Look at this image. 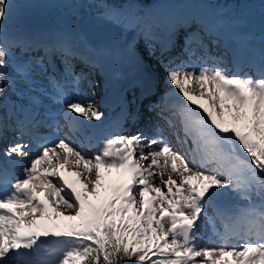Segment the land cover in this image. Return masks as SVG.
Returning a JSON list of instances; mask_svg holds the SVG:
<instances>
[{
    "label": "snow or ice",
    "instance_id": "snow-or-ice-1",
    "mask_svg": "<svg viewBox=\"0 0 264 264\" xmlns=\"http://www.w3.org/2000/svg\"><path fill=\"white\" fill-rule=\"evenodd\" d=\"M11 11L0 0V264H264V27L258 43L245 33L212 55L208 43L219 48L224 39L219 21H166L162 56L180 40L200 61H169L166 69L183 98L157 113L174 130L173 144L163 133L121 134L118 123L89 134L79 118L104 114L86 102V77L72 72V90L53 77L40 91L34 73L47 70L44 60L25 55L31 43L7 34ZM101 18L154 34L135 11L113 6ZM72 51L62 45L61 55ZM140 86L153 94L150 75ZM49 89L59 113L41 111ZM10 94L18 101L11 112ZM61 118L90 155L67 137L42 134L58 131ZM205 222L219 243L202 242Z\"/></svg>",
    "mask_w": 264,
    "mask_h": 264
},
{
    "label": "rangeland",
    "instance_id": "rangeland-1",
    "mask_svg": "<svg viewBox=\"0 0 264 264\" xmlns=\"http://www.w3.org/2000/svg\"><path fill=\"white\" fill-rule=\"evenodd\" d=\"M72 1L73 0H54V1H51V0H10L9 4L11 5V9H12L11 16L6 17L5 20L3 21V24L7 27V34L10 37H20L21 36V38H24L25 40L30 42L32 45L35 42L38 44H43L42 48H40L39 50H35L33 52L26 53L25 55L33 56V53H34L35 55L42 57L43 60H45L47 58H52L54 62L49 61L47 65H50V67H52L54 69L53 71H56L58 69L55 64H58L61 67V70H65L66 75L63 72L61 81H67V87L69 88V90H72L74 87L71 83V81H72L71 73L72 72H75L77 74L82 73L86 77V80L83 81L81 84V87L84 88V90H85L86 102L92 101L97 105V107L100 108L101 107L99 105L100 95L98 96V93H99L98 91H99V89L102 91V89H101L102 88L101 87L102 79H100L101 73L98 72L96 66L91 65V64L86 63V62H83L81 57L76 56L73 52L67 58H65L63 55H61L62 45H68L72 48V50H78L80 52L86 50L87 53L96 57L100 62L99 55H98V54H100V52H98V53L93 52V48L90 47L85 42V40L82 38V35L80 33V30L78 28L77 23H75L74 21L68 20L70 17V15L68 13L63 11V14H64L63 17H58V18L53 17L55 15L54 10H56L57 7H60L62 5L69 6ZM198 2H200V0H167L166 3L164 4V6H161V5L158 6L159 2H157L155 5V10L154 11L151 10V11L155 12L156 10H159V9H157L159 7L169 8V7H173L175 5L179 6V5H182L184 3H188V4H185L184 8L189 9V7L194 8V5H197ZM22 3L26 7L32 8L33 13L26 16L21 9ZM251 3L257 5L258 11L255 13L251 12L249 14H246V20L233 19L232 18L233 15L231 13L228 14L230 17H229V19H227L225 17L224 13L221 12V10H222L221 4L220 5L217 3L216 4H210L208 2H204L203 5L209 10L211 18H216V20L221 23L222 32L223 31L229 32L230 30L234 31L233 33H235V34L240 32L241 33L240 34L241 39H243V34L252 33L256 36V38H257L256 43H258L261 28L264 27V14H262V11H261V4L264 3V0H252ZM228 7H229V9L235 8L234 4H232L231 6L228 5ZM106 8H109V7H105V9ZM128 11H135V7L133 4L129 5V7L124 12L127 13ZM244 11H245V13H247L245 8H244ZM91 13H93V12H91ZM101 13L96 14L93 18L94 19L95 18L102 19ZM243 14L244 13H242V15ZM87 15H90V12L87 13ZM152 15L149 16V19L151 18ZM194 15L197 17V13H195ZM84 16H85V13L84 14H78L75 18L80 19L81 17H84ZM234 16H236V15H234ZM204 17H206L207 21L211 20L209 15L206 16V15H203V13H202V15H200L199 18L204 19ZM124 19L126 20L127 18L125 17ZM149 19H148V21H149ZM12 22H14V24H11ZM110 24L111 25L105 23V26H101V27L102 28L111 27L112 29L113 28L116 29L115 35H114V42L116 43V45L119 48V53L116 56V60H117L118 64H121V59H122V55H123L122 48H121L120 44L121 43L125 44V42L127 40L125 37V33H126L127 37L131 38V41L134 42V52L137 53V55H138L137 58L140 60V64L142 66V69L144 71H147L148 73L150 72L151 74H154V76L157 77L156 78L157 84H156L155 90H154L153 94L147 96V98L144 100L143 108L145 109V111H146V108H148V112L146 111L147 115L149 117L153 118L155 120V122L161 123L164 126V129H166L168 132L166 130H163L162 132H158L157 129H158L159 125H154V124H147L144 128H142V130L141 129H135L133 127V125L140 120L141 116H139V115H136L135 118L132 120H128V121L124 122L123 124L120 125V127L116 128L115 130L120 131V133L124 134V135L135 134L136 132L139 131V132L148 134L149 137L159 136L160 133H163V135L170 140L171 137H170L169 132L174 133V130L167 127L164 120L160 119L158 117L157 113L159 112L161 99H163V93L168 92V91L173 92L174 94L178 93V90L175 89V86L172 85L166 79V69L169 66V61H171V59L174 57H172V55H170L169 57H166V54H164L163 56L158 55V49L155 48L156 43H155V40L152 38V35L151 36L148 35V38L150 39V41H149L146 38V36L143 35V31H141L140 29L130 28L126 22L123 25L114 24V23H110ZM56 27H60V28L64 29L66 31V34L70 35L71 37H68L67 41L62 43L61 45L58 44V41H56L55 45L44 44V39H46V38H51L52 41L54 40V38L49 35V33H50L49 31H50V29H53ZM40 28L42 29V32L38 31V29H40ZM155 28L158 30L162 29V28H158V27H155ZM135 30H138V35L141 32L140 35L142 37H145V39H147L146 42L141 40V39H138V35L135 33ZM28 33L32 34L33 37H30L28 35ZM133 33L136 34V38H134V39L132 38ZM233 33H232V35H233ZM73 36L76 38L74 41L75 43L70 44L69 40L70 41L73 40ZM38 38H41V39H38ZM229 38H230V36L225 37L222 40L221 45L225 41H226V44H229L232 41V40H230L227 43V40ZM38 40L40 42H38ZM235 40L237 41V38ZM177 50H178V48H177V44H176V47L174 48V50H172L175 53L173 56L178 54ZM222 52L223 51H221V49H220L219 53L215 52V55H218ZM139 56L141 58H144V59H140ZM184 57H185V55H183L182 61L173 62L174 65H180L183 62V65L186 66V64L191 62L193 59V57H191V58H189V57L184 58ZM141 61H142V63H141ZM151 61H155L156 63L151 65L150 64ZM193 61H196V60L194 59ZM131 62H133V61H131ZM143 62H144V64H143ZM144 65H150L151 67L149 68V67H146ZM46 73H47V71H44L40 66H38L36 68V71L34 74V81H35V85L37 87H39L40 91H43L45 88H48V81H49V79L53 78V76H51V74H49L48 76H45ZM121 74L123 75V73H121ZM129 75L132 77L134 76L131 73H129L128 76ZM120 79L121 78L119 76L116 77V80L121 81ZM122 80H124V81L121 85H125V83L129 79L124 78ZM88 82H90L91 86L88 85ZM48 92H50L51 95L54 94L51 89H49ZM108 92H109V90H106V94ZM139 92H140L139 89L137 91L134 89H131L128 93V98L133 100V98L136 95H138ZM73 95H75V93ZM89 99H91V100H89ZM48 100H50V98L47 94H45V97L42 96L41 97L42 105L45 106L47 104V102H49ZM13 102H18L17 97L15 95L10 94L9 100H8L9 108L7 109L9 112L13 111V109L11 108V105ZM25 103H26V101H25ZM53 105L56 107L58 105V109L62 108V106H63V105L59 104L58 102H55V103L53 102ZM54 106H52L50 108L53 109ZM41 111L43 112V107L41 108ZM117 112L118 111H116V113H115L116 120L118 118ZM117 123L120 124V121L117 120L115 122V124H117ZM127 128H131L132 130L125 131ZM178 128H179V124L177 121V129ZM111 131H113V127H112ZM42 134H43V131H42ZM180 135L181 136L183 135L182 132L180 133ZM72 137L80 142V140L77 139V137H75L73 135H72ZM58 138H60V137L58 136ZM67 139L70 142H73V141H71V139L69 137H67ZM79 142L75 143V141H74V143L77 146H83L84 150L86 152H88L90 155L92 150H90L86 145H81V143H79ZM17 175H19V173H17ZM156 182L158 183L159 181H156ZM0 188H3V187L0 186ZM200 236L202 237L203 243H209V242L219 243L220 242L218 239H216L213 236V233H212L211 229H209V227L207 226L206 222L204 223V227L201 228V230H200Z\"/></svg>",
    "mask_w": 264,
    "mask_h": 264
},
{
    "label": "bare ground",
    "instance_id": "bare-ground-1",
    "mask_svg": "<svg viewBox=\"0 0 264 264\" xmlns=\"http://www.w3.org/2000/svg\"><path fill=\"white\" fill-rule=\"evenodd\" d=\"M51 1H54V0H51ZM158 1H160V0H158ZM164 4H165L164 1L163 2H159L158 3V6H160V5L161 6H164ZM185 4H188V3H184V4L179 5V6H176L175 5V6L169 7V8H165V7H159V8H157L159 10H156L155 12H153V15L149 19V22L147 23V25H150L152 27L165 28L166 27V21L170 17H177V16H195L194 15L195 13H197V17H200V15H202V13H203V15H206V16L209 15V17L211 18L209 10L203 5V2L202 1L198 5H194V8L193 7H189V9L188 8H184ZM195 6H197V7H195ZM21 9H22V11L24 12V14L26 16L30 15L31 13H33V9L32 8H29V7H26L23 3L21 5ZM94 20H95L96 24L99 27L105 26V23L106 22L104 21V19L95 18ZM211 20L217 21L216 18H211ZM11 24H14V22H12ZM107 24L111 25L110 23H107ZM109 28L111 29L110 34L107 37L104 38L103 43L101 45H99V47L94 48V49H101V48L103 49V52H100V54H98L99 55V59H100L99 64H101L104 67H107V68H109L111 70V73H112V76H113V79H114L116 85L121 86V84L124 81L122 79L127 78V76H128L129 73H131L132 75H134L133 78L136 80L135 81L136 83H135L134 86H128L127 84H125V86H124V92H125L126 96H125V98L119 100V102H120V105L119 106L115 107L114 109H112L110 111L107 108L103 107V106H101L100 108L98 107L100 109V111L103 112V114H104V117H103L102 121H100L101 124L103 122H105V121H111V124H110V126L108 128V129H110V127L112 125H114L117 120L120 121V124L119 125H121V124H123L124 122H126L128 120L134 119L136 115H139V116H141L140 120L133 125V127L135 129H141L142 130V128H144L147 124H154V125H159L158 128L160 129V132H162L163 130H166V129H164V126L161 123L155 122V120L153 118H151V117H149L147 115L148 108H146V111L147 112L143 108L144 100L149 95H142V91H140L138 93V97L135 96L133 98V100H131L130 98H128L129 91L131 89H134V90L137 91L138 88H139V86L141 85V82L144 79L145 75H150L152 77L153 83H154V89H153V92H154L155 87H156V84H157L156 83V78L157 77H155L154 74H151L150 72L148 73L147 71H144L142 69V66L140 64V60L137 58L138 57L137 53H135L134 51H131L130 50V49H132L134 47V42L131 41V38H128L127 37V34L126 33H125V37H126L127 40H126L125 44H123V43L120 44V46L122 48L123 55H122V59H121V64H118V62L116 60V56L119 53V48L116 45V43L114 42V35H115L116 29H114V28L112 29L111 27H109ZM53 30H54V35L52 37L54 38V40L52 41V45L55 44L56 41H58V44L61 45L62 43H64V42L67 41V38L68 37H71L70 35H67L66 34V31L64 29L60 28V27L53 28ZM38 31L39 32H42V29L40 28V29H38ZM233 32L234 31H232V30H230L229 32L228 31H226V32L223 31L224 38L230 36V38L227 40V43H228V41L230 39L235 40L237 38V41L242 40L241 39V36H240V34H241L240 32H238L237 34H235ZM135 33L138 35V30H135ZM232 33H233V35H232ZM136 34L133 33V37H132L133 39L136 38ZM28 35L30 37H33V35L30 34V33H28ZM75 39L76 38L73 36V40H71V41L69 40V43L70 44L75 43L74 42ZM138 39H141V40H143V41L146 42L145 37H142L140 35V33L138 35ZM206 43H208L207 38H206ZM224 44H226V41L223 42L222 45H224ZM42 46H43V44H38V43L35 42L32 45V50L30 52H33L35 50H39L40 48H42ZM221 46L218 48L214 43H208V48L210 49V52H211L212 55H215V52L216 53H219V50L220 49H221V51L224 52L225 49L223 48V46L222 47ZM177 48H178V50H177L178 51V54H176L174 56V58L171 59L172 62L182 61V57H183V55H185V53L183 51H181L182 50V41H180V40L177 41ZM98 52L99 51H97L96 53H98ZM33 57H39V56L38 55H35L33 53ZM185 57H188V56L185 55ZM139 58L140 59H144V58H141L140 56H139ZM194 59L196 61H193ZM48 60L50 62L53 61L52 58H48ZM131 61H133V62H131ZM141 63H142V61H141ZM155 63H156L155 61H151L150 62L151 65L152 64H155ZM143 64H144V62H143ZM55 65L57 66L58 69L55 72H51L49 70V65H47L46 61L44 60V66L47 69L46 70L47 73L45 74V76H48L49 74H51V76L55 77L57 80H61L62 79L63 72L66 75L65 70H61V67L58 64H55ZM199 65H200V61H198L196 59V57H193L192 61L189 62L188 64H186V67H198ZM144 66L149 67V68L151 67L150 65H144ZM121 73H123V75ZM117 76H119L121 78L120 79L121 81L116 80V77ZM100 77H101L100 79H102V76H100ZM109 87H107V86L106 87H103L102 86L103 90H105V93L102 92L99 89L98 96L100 95V99L101 100L108 99V96H106V89L109 88ZM170 93H172V92H167L166 94H170ZM71 94H74V93L72 92ZM44 97H45V95H44ZM112 98H114V95H112ZM181 98H182V96H181ZM89 100H91V99H89ZM182 100H183V98H182ZM48 101L49 102H47V104L45 105L46 107H48V106H54L52 100L51 101L48 100ZM123 102H125V103L123 104ZM164 103L165 102L164 101L162 102V99H161L160 106H163ZM167 104H169V105H175L176 103L173 101V102L167 103ZM57 107H58V105H57ZM119 110H121V114L118 116V118L116 120L115 113H116V111H119ZM112 115H114V121H113ZM79 119L82 121V124L84 126H86V129L85 128L84 129L87 132H89L87 127L91 123H93V124L96 123V121L89 122V121H84L83 118H79ZM60 122H61V127H60V129L58 131L55 130V129H51L50 131L53 132V133H56V136H60V138H62V137H69L71 139V141H73V142L75 141V143L76 142H79L76 139H74L71 134H68V133H66V131L62 130V126L64 125V122L63 121H60ZM130 130H132V129L131 128H127L125 131H130ZM169 133H170V137H171L170 141H172L173 144H175L176 136L172 132H169ZM143 134L146 135V136H149L146 133H143ZM74 135H75V137H78L79 136L78 134H74ZM48 140H50V139H48ZM79 143H81V142H79ZM1 187H3V186H1ZM232 242L234 243L235 241H232Z\"/></svg>",
    "mask_w": 264,
    "mask_h": 264
},
{
    "label": "trees",
    "instance_id": "trees-1",
    "mask_svg": "<svg viewBox=\"0 0 264 264\" xmlns=\"http://www.w3.org/2000/svg\"><path fill=\"white\" fill-rule=\"evenodd\" d=\"M162 1L166 3L167 0H162ZM202 1L208 2L210 4H216V3L219 5L221 4L222 5L221 12L224 13L227 19H229L230 17L228 14L231 13L233 15L232 16L233 19L246 20V14H249L251 12L255 13L258 11L257 5L251 3L252 0H202ZM157 2L158 0L156 1L155 0H73L69 6L62 5L60 7H57V9L54 10L55 15L53 17L54 18L63 17L64 16L63 11H65L70 15L68 20L74 21L75 23H77V25H80L84 21L88 20L90 17H94L96 14L101 13L105 9V7L114 6L122 9L123 11H126L129 5L133 4L135 7V12L142 15L143 23L147 25V23L149 22L148 21L149 16L153 14L152 11L155 10V5ZM232 4H234L235 8L229 9L228 5L231 6ZM244 8L246 9L247 13H245ZM89 12L90 15H87V13ZM84 13H85L84 17H81L80 19L75 18L78 14H84ZM242 13L244 14L242 15ZM154 29L156 28L151 27L152 32H154L153 31ZM143 35L146 36L144 32ZM148 40L150 41L149 38Z\"/></svg>",
    "mask_w": 264,
    "mask_h": 264
},
{
    "label": "water",
    "instance_id": "water-1",
    "mask_svg": "<svg viewBox=\"0 0 264 264\" xmlns=\"http://www.w3.org/2000/svg\"><path fill=\"white\" fill-rule=\"evenodd\" d=\"M79 30L85 41L92 47L101 45L104 38L107 37L111 32L109 27H99L96 24L94 18H90L86 22L79 25Z\"/></svg>",
    "mask_w": 264,
    "mask_h": 264
}]
</instances>
